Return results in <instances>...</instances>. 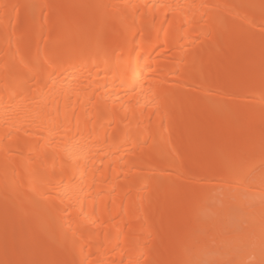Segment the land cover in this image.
Returning a JSON list of instances; mask_svg holds the SVG:
<instances>
[{"label":"bare ground","instance_id":"1","mask_svg":"<svg viewBox=\"0 0 264 264\" xmlns=\"http://www.w3.org/2000/svg\"><path fill=\"white\" fill-rule=\"evenodd\" d=\"M8 238L0 264H264V0H0Z\"/></svg>","mask_w":264,"mask_h":264},{"label":"rangeland","instance_id":"2","mask_svg":"<svg viewBox=\"0 0 264 264\" xmlns=\"http://www.w3.org/2000/svg\"><path fill=\"white\" fill-rule=\"evenodd\" d=\"M78 1H80V0H78ZM73 3H74V2H73ZM78 3H79V2H77L76 4L79 6ZM76 4H74V5H76ZM71 5H73V4H71ZM71 5H70L69 7H67V9H69V12H73V13L75 12L74 15H77L76 12H78V10L76 11L75 8L78 7V6L73 7L74 5H73V6H71ZM71 7H72L73 9H72ZM70 9H71V11H70ZM74 9H75V10H74ZM89 11H90L89 13L94 17V16L97 14V11H98V10H97L96 8H92V9H90ZM94 30H95V29H94ZM95 32H96V30H95L92 34H88V35H86V37H88V39H92V38H93V35L95 34ZM69 33H70V32H69ZM89 35H90V36H89ZM84 37H85V35H84ZM91 41H92V40H91ZM231 65H232V64H231ZM231 65H229V67H228L230 70L233 69V68L231 67ZM232 66H233V65H232ZM222 146H223V145H221V147H222ZM216 151H217V153L214 154V152H216ZM216 151L213 150L212 154H213V155H217L218 152L221 151L222 153L219 152L220 154H222L223 156H225V155L228 156L229 153H230L229 151H222L221 149H220V150H219V149H218V150L216 149ZM226 153H227V154H226ZM224 154H225V155H224ZM15 221H16V219L11 221V222H14L15 224H14V223L10 224V225H12V226H10V228L12 227V228H14L15 230H17V227H18V226H17V225H18L17 223H18V222H15ZM11 222H10V223H11ZM14 229H13V230H14ZM10 230H12V229H10ZM9 240L11 241V239L8 238V240H5V242H3L2 244H0V250L2 249V251H1L2 256L6 254V252H3V248H5V247H7V246L9 245V242H10ZM22 251H23V250H22L21 248H20V249L18 248V249H16L15 252H13V254H11L10 256H12V257H17L19 254H21ZM23 252H25V251H23ZM30 253H31V252H30ZM30 253H29V254L26 253V255H27V256H30ZM24 260H25V259H24ZM27 260H29V259H27ZM181 260H182V259L180 258L179 261H181ZM25 262H27V261H25ZM246 262H248V260H247Z\"/></svg>","mask_w":264,"mask_h":264}]
</instances>
